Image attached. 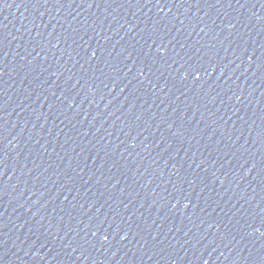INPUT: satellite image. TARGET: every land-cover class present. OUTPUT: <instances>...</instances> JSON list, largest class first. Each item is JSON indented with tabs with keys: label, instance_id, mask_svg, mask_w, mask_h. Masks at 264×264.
<instances>
[{
	"label": "water",
	"instance_id": "1",
	"mask_svg": "<svg viewBox=\"0 0 264 264\" xmlns=\"http://www.w3.org/2000/svg\"><path fill=\"white\" fill-rule=\"evenodd\" d=\"M0 264H264V0H0Z\"/></svg>",
	"mask_w": 264,
	"mask_h": 264
}]
</instances>
